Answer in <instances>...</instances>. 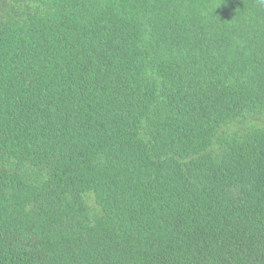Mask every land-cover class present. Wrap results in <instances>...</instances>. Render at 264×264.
Returning <instances> with one entry per match:
<instances>
[{"label": "trees", "instance_id": "16d2710c", "mask_svg": "<svg viewBox=\"0 0 264 264\" xmlns=\"http://www.w3.org/2000/svg\"><path fill=\"white\" fill-rule=\"evenodd\" d=\"M0 264H264V2L0 0Z\"/></svg>", "mask_w": 264, "mask_h": 264}, {"label": "clouds", "instance_id": "9594fccd", "mask_svg": "<svg viewBox=\"0 0 264 264\" xmlns=\"http://www.w3.org/2000/svg\"><path fill=\"white\" fill-rule=\"evenodd\" d=\"M262 2H264V0H262Z\"/></svg>", "mask_w": 264, "mask_h": 264}]
</instances>
